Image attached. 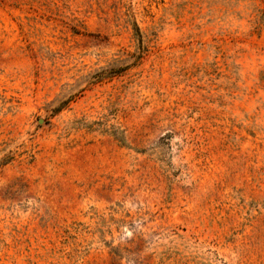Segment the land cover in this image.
<instances>
[{
    "label": "rangeland",
    "instance_id": "obj_1",
    "mask_svg": "<svg viewBox=\"0 0 264 264\" xmlns=\"http://www.w3.org/2000/svg\"><path fill=\"white\" fill-rule=\"evenodd\" d=\"M0 264H264V0H0Z\"/></svg>",
    "mask_w": 264,
    "mask_h": 264
}]
</instances>
